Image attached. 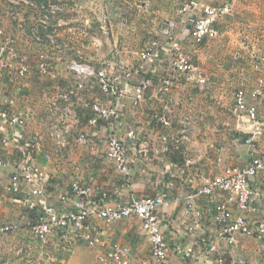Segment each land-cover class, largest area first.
Instances as JSON below:
<instances>
[{
	"label": "crops",
	"instance_id": "obj_1",
	"mask_svg": "<svg viewBox=\"0 0 264 264\" xmlns=\"http://www.w3.org/2000/svg\"><path fill=\"white\" fill-rule=\"evenodd\" d=\"M26 1L15 5L10 0H0V29L4 32L0 43L13 40L32 70V76L23 79L16 73V62L0 67V113L30 111L34 116L26 127L19 129L13 128L0 114V156L16 162L23 150L37 145L40 150L34 153V161L51 175V180L46 194L25 209L20 200L28 187L20 185L14 192H8L13 169L0 167V226L13 222L20 227L19 232L0 236V264L16 261L21 249H26V243H32L28 228L34 222V215L42 212L45 205H59L62 197H67L70 205L75 202L71 189L75 181L96 191H107L113 202L126 203L131 194L164 197L166 204L160 208V220L171 246L170 264L183 262L178 247L195 250L196 258L188 264L219 260L232 264L236 257L244 258L247 264H264L263 203L255 202V210L248 214L260 226L262 234L238 235L233 245L218 236L213 224L214 205L227 198L225 193L196 198L203 213L201 219H195L187 207L188 196L206 181L226 168L245 167L251 161V149L245 144L249 137L244 130L247 125L233 110L232 92L240 88L250 92L261 77L264 0H199L201 5L228 4L232 9L218 24L219 36L199 45L191 36L192 16L183 11L184 4L190 0ZM52 5L59 10L51 16L49 24L42 25V8ZM105 18L109 21L108 34L101 28ZM35 27L44 43L36 40ZM51 34L56 36V44L49 42L47 35ZM149 50L152 59L144 61L141 54ZM40 52L49 55L50 71L46 75L38 73ZM179 55L205 71L209 78L205 89L186 81L173 68V60ZM72 62L96 70L106 67L133 89L146 85L142 99L138 100L132 92L122 95L118 103L121 118L117 132L129 149L131 188L125 186L115 164L106 157V124H101L89 147L77 142V134L85 129L89 116L81 100L111 101L94 80L86 83L74 105L79 125L66 135L65 148L54 139L53 126L58 119L48 110V97L67 87L71 80L67 66ZM125 74L130 77L127 79ZM10 99L15 101L14 107H6ZM258 108L263 112L259 101ZM161 114L171 121L170 129L163 128L156 118ZM183 117L190 118L189 139L178 149L173 142L166 145L162 141L165 135L182 138ZM5 137L12 141L9 146L3 144ZM165 146L170 148L168 152L163 151ZM258 151L264 154V145ZM188 159L194 161L192 166L186 165ZM251 184L264 188V172ZM98 224L107 243L130 247L131 264L153 263L140 221L131 218L112 225L102 221ZM205 238L212 242L203 243ZM99 250L82 240L67 245L52 236L46 245H37L29 254L50 264H98Z\"/></svg>",
	"mask_w": 264,
	"mask_h": 264
},
{
	"label": "built area",
	"instance_id": "obj_2",
	"mask_svg": "<svg viewBox=\"0 0 264 264\" xmlns=\"http://www.w3.org/2000/svg\"><path fill=\"white\" fill-rule=\"evenodd\" d=\"M15 5H20L26 0H10ZM40 22L47 25L50 18L59 8L52 5L49 8H42ZM184 12L192 16L193 28L191 31L192 40L196 45L204 40H214L219 36L218 24L226 19L232 12L231 6L201 5L199 0H190L184 4ZM125 23L127 21L123 19ZM103 32L110 31L108 19H104L101 26ZM38 27H35V37L39 43H44L39 34ZM4 32L0 29V36ZM51 44H56L54 34L47 35ZM238 56V55H237ZM141 58L146 61L152 59L151 51H145ZM17 63L16 73L20 78L28 79L32 76L26 57L20 54L13 40L0 43V67L6 68L11 63ZM71 80L66 88L54 96L48 97V110L51 115L58 119L53 126V135L56 143L65 148L66 135L76 130L79 119L74 114V105L80 99L81 91L85 88L89 80H94L100 91L111 98L110 103L102 101L81 100L82 107L89 113L88 121L84 130L77 134L79 145L89 147L93 144L97 134H99L102 123L107 125L108 136L106 157L112 161L119 175L123 179L125 186H132V171L129 165L127 144L119 137L117 129L121 118L118 103L122 95L134 92L136 98L142 99L146 85L135 87L129 82H122L120 76L109 73L106 67L96 70L89 65L80 62H72L68 66ZM173 68L190 83L200 89H205L208 85V75L197 64L192 63L185 56H177L173 60ZM50 71L49 55L45 52L38 54V73L46 75ZM261 77L253 90L235 89L232 92L234 101V112L246 122L245 131L249 137L245 144L251 149V161L245 167L226 168L220 175L206 183L194 194L188 196V210L195 219H201L203 213L196 204L199 196H211L216 192L226 194V199L214 205L213 224L217 227L218 236L228 241L230 245L236 243L238 235L256 236L261 235L260 226L254 223L248 214L255 210L253 204L260 202L264 204V188L253 187L252 180L264 172V154L258 148L264 145V110L258 108V101L264 109V64L261 69ZM128 79L130 74H125ZM124 77V78H125ZM121 86H123L121 88ZM15 101L10 99L6 107H14ZM2 119L7 121L13 128H24L33 119V113L24 111L22 113H10L3 110ZM156 118L165 129H170L172 123L164 115H157ZM182 138L177 140L169 135H165L162 141L167 145L169 142L176 144L178 149L180 144L188 138L190 128V118L183 117L181 120ZM11 140L3 139V144L9 146ZM40 150L37 145L25 149L21 158L16 162L14 159L0 156V167L13 169L11 183L6 188L8 192H14L20 185L28 187L24 191L25 196L20 200V204L25 207L33 205V200L44 196L50 183L51 175L34 161V153ZM170 148L165 146L163 151L168 152ZM141 152V151H140ZM194 161L188 159L187 166H192ZM75 195V202L70 205L67 197H62L59 205L48 204L38 214V220L28 228L32 245L26 243L25 250L21 249L17 260H10L2 264H41L42 259L33 257L29 251H34L38 246L47 244L52 236L58 237L62 242L71 245L76 239L84 241L92 248H97L98 264H131V249L128 245L121 243H107L102 239V230L98 222L102 221L112 225L125 219H137L150 245L152 264H170V242L167 239L160 220V208L166 204L164 197H137L131 194L126 203L113 202L109 199L107 191H96L89 186L82 185L75 181L71 186ZM20 227L16 223H7L0 226V236L19 232ZM203 243L212 242L210 238L202 240ZM31 245V247H29ZM178 253L183 259L182 264H188L189 260L196 258V252L192 247H178ZM147 264V263H141ZM209 264H224L222 261H209ZM232 264H247L242 257H236Z\"/></svg>",
	"mask_w": 264,
	"mask_h": 264
},
{
	"label": "rangeland",
	"instance_id": "obj_3",
	"mask_svg": "<svg viewBox=\"0 0 264 264\" xmlns=\"http://www.w3.org/2000/svg\"><path fill=\"white\" fill-rule=\"evenodd\" d=\"M22 207L25 208V206H22ZM25 209H26V208H25ZM27 210H28V209H27ZM34 218H35V219H34V222H36V221H35V220H36V217H34ZM40 262H41V264H48V263L50 264V262H48V261H47L48 263H47L46 261H40ZM3 263H6V262H3ZM51 264H52V263H51Z\"/></svg>",
	"mask_w": 264,
	"mask_h": 264
},
{
	"label": "trees",
	"instance_id": "obj_4",
	"mask_svg": "<svg viewBox=\"0 0 264 264\" xmlns=\"http://www.w3.org/2000/svg\"><path fill=\"white\" fill-rule=\"evenodd\" d=\"M35 217H36V220L35 221H37L38 220V214L37 215H34ZM34 223V222H33Z\"/></svg>",
	"mask_w": 264,
	"mask_h": 264
}]
</instances>
